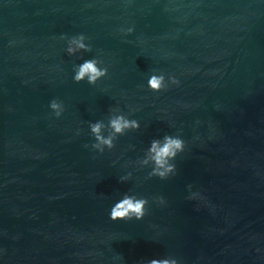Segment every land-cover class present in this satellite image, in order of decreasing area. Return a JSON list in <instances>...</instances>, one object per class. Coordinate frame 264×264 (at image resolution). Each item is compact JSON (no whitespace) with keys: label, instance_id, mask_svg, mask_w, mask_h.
Wrapping results in <instances>:
<instances>
[{"label":"water","instance_id":"water-1","mask_svg":"<svg viewBox=\"0 0 264 264\" xmlns=\"http://www.w3.org/2000/svg\"><path fill=\"white\" fill-rule=\"evenodd\" d=\"M80 32L91 51L68 55ZM94 55L107 74L74 81ZM153 70L180 83L154 92ZM116 110L140 127L100 153L88 124L107 136ZM166 134L185 148L161 178L143 159ZM124 193L148 199L141 219L109 218ZM169 255L264 264V0H0V264Z\"/></svg>","mask_w":264,"mask_h":264},{"label":"clouds","instance_id":"clouds-1","mask_svg":"<svg viewBox=\"0 0 264 264\" xmlns=\"http://www.w3.org/2000/svg\"><path fill=\"white\" fill-rule=\"evenodd\" d=\"M121 33L127 34L133 31L131 26L121 27ZM60 39L65 42L64 51L68 55H73L82 51H91L92 45L89 43V38L83 33H76L73 35L61 34ZM108 72V67L105 66L102 60L94 55L91 58L82 59L81 63L73 65L72 79L76 82L86 80L89 84H95L98 79L104 77ZM180 81L175 75H165L163 72L153 70L147 76V88L154 92H159L166 89L170 85H178ZM48 107L51 114L55 117H60L64 112V103L59 98H52ZM88 127L94 136V141L91 144L93 149L102 153L107 148L113 147V141L117 134H122L125 130L130 128H139L140 123L135 118H130L122 111H113L109 116L107 127L111 132L105 136L102 132L105 124L102 120L90 121ZM185 148V141L181 136L166 134L161 139H153L147 153L143 159V163H152L151 175H157L161 178L175 172V164L173 163L178 153L182 152ZM128 177L121 176V182L125 181ZM190 187V186H189ZM194 195H199V190ZM189 198H192L190 195ZM163 197H160L163 202ZM148 199L143 196H136L135 194L124 193L123 196L116 200L109 210V218L113 221L117 219L127 220L141 219L146 212V205ZM141 264H180V261L174 256H164L160 258H152L149 260L141 261Z\"/></svg>","mask_w":264,"mask_h":264}]
</instances>
